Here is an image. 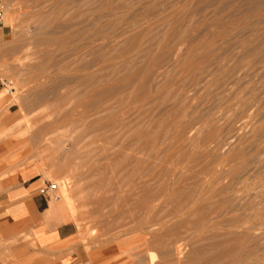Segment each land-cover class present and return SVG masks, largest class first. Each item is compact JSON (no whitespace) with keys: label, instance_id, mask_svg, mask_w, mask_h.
Wrapping results in <instances>:
<instances>
[{"label":"rangeland","instance_id":"obj_1","mask_svg":"<svg viewBox=\"0 0 264 264\" xmlns=\"http://www.w3.org/2000/svg\"><path fill=\"white\" fill-rule=\"evenodd\" d=\"M121 1L0 0V90L5 95L0 104L6 102L0 123L5 117L10 123L0 132V145L13 143L0 164L7 162L12 172L38 166L66 208L62 190L69 191L76 234L64 250L74 264L171 260L152 236L190 217L193 204L177 215L167 198L184 183L199 187L205 200L223 203L224 214L181 228L177 240L185 247L180 263H173L189 264L196 252L235 236L243 239L251 228L249 240L243 239L245 250L231 264H264V0ZM175 19L170 41L164 46L153 41L155 55L143 57L149 37L161 38L166 32L161 25ZM132 60L135 77L126 71ZM89 77L122 80L109 83L110 91L102 94L99 87L106 81L91 84ZM118 94L129 100L118 103ZM167 113L173 116L171 129ZM161 120L169 122L168 134L146 145H137V136L120 125H142L143 132L156 134ZM141 178L152 190L166 189L165 200L149 211L137 197ZM9 249L0 245V264L18 263Z\"/></svg>","mask_w":264,"mask_h":264},{"label":"crops","instance_id":"obj_2","mask_svg":"<svg viewBox=\"0 0 264 264\" xmlns=\"http://www.w3.org/2000/svg\"><path fill=\"white\" fill-rule=\"evenodd\" d=\"M5 119L0 132L10 125ZM12 145L11 141L0 145V161H7ZM56 192L36 165L12 172L7 162L0 164V245L10 247L16 264H74L64 249L76 234L75 226L66 206L53 198Z\"/></svg>","mask_w":264,"mask_h":264},{"label":"bare ground","instance_id":"obj_3","mask_svg":"<svg viewBox=\"0 0 264 264\" xmlns=\"http://www.w3.org/2000/svg\"><path fill=\"white\" fill-rule=\"evenodd\" d=\"M126 1L127 0H125L124 2L126 3ZM134 1V0H133ZM122 2V1H121ZM120 2V3H121ZM124 2H122V3H124ZM124 3V4H125ZM131 3H132V1H131ZM107 4L108 3H106V4H104V7H106L107 6ZM129 6H131V5H129ZM127 8V7H126ZM116 9H118L117 7H116ZM131 9V8H130ZM143 10V9H142ZM125 12V11H124ZM127 13V12H126ZM125 13V14H126ZM132 13V12H131ZM187 13V12H186ZM116 15V14H115ZM120 15V14H119ZM122 15V14H121ZM125 18H127V17H125ZM177 18V17H176ZM161 19V18H160ZM177 19H175V20H173V21H170V22H165V21H163V22H165V25H163L162 23V27H164L165 29H166V32H164L165 34L161 37V38H159L158 36H152V37H149V39H150V42L152 41V43L150 44V48L149 49H146V51H143V52H145V53H143L144 55H143V57L145 56V58H147V57H149L150 56V54L151 53H153V52H155V51H153V49L152 48H154L153 47V41H157V43H160L161 45L162 44H166V42H169L168 41V39H170V37H172L173 35H174V31H175V27L176 26H178V22L176 21ZM162 21V20H161ZM187 21V20H186ZM158 22H159V20H158ZM160 23V22H159ZM154 26V25H153ZM157 27V26H156ZM155 28V27H154ZM156 29V28H155ZM152 31H154V30H152ZM139 33V32H138ZM156 33V32H155ZM182 33L183 32H181L180 33V37H181V35H182ZM76 34V33H75ZM161 36V35H160ZM179 36V35H178ZM77 37H79V36H77ZM132 38V37H131ZM172 40L174 39V38H171ZM181 39H183V38H181ZM132 40V39H131ZM123 41V40H122ZM132 41H134V40H132ZM121 42V41H120ZM120 42H119V44H120ZM142 42V41H141ZM147 43L146 44H148L149 42L148 41H146ZM145 43V42H144ZM126 44V43H125ZM164 44V45H165ZM122 45V44H121ZM120 45V46H121ZM129 45H131L130 43H129ZM138 45V44H137ZM143 45V44H142ZM142 45H140V46H142ZM158 46L159 44H156L155 43V46ZM164 45H162V46H164ZM136 46V45H135ZM144 46H145V44H144ZM147 46H149V44L147 45ZM152 46V47H151ZM161 46V47H162ZM143 47V46H142ZM160 47V45L158 46V48H161ZM114 48V47H113ZM117 48H119L118 47V44H117ZM157 48V49H158ZM140 49V48H139ZM143 49V48H142ZM115 50V49H114ZM122 50V49H121ZM159 50V49H158ZM125 52V51H124ZM124 52H122V53H124ZM119 53V52H118ZM141 53V52H140ZM113 54H114V52H113ZM121 54V53H120ZM153 55H155L154 53H153ZM104 56H106V55H103V57ZM113 56V55H112ZM136 56V55H135ZM140 56H142V54L140 55ZM102 57V58H103ZM138 58V57H137ZM149 58H152V57H149ZM180 58H181V56H180ZM179 58V59H180ZM183 58V57H182ZM181 58V59H182ZM139 59H141V57H139ZM144 59V58H143ZM142 59V60H143ZM178 59V60H179ZM180 59V60H181ZM179 60V61H180ZM131 61V60H130ZM152 61L153 60H151V63H152ZM177 61V60H176ZM132 62L133 63H128L127 62V64H126V62H125V64H126V69H128V70H126V71H128V72H132L134 75H133V77H135V73L134 72H138V71H136V69H138V67L136 66V64L134 63V61L132 60ZM139 62V61H138ZM141 62V61H140ZM150 61H148L147 63H149ZM144 63V62H143ZM142 63V64H143ZM151 63H149V65L151 64ZM181 63H182V60H181ZM141 64V63H140ZM139 64V65H140ZM177 64V63H176ZM138 65V64H137ZM148 65V66H149ZM110 66V65H109ZM150 66H153V65H150ZM196 66H198V65H196ZM113 67V66H112ZM112 67H110V68H112ZM177 67V66H176ZM194 67V66H193ZM122 68V67H121ZM124 68H125V65H124ZM140 68V67H139ZM198 68V67H197ZM117 70H118V68H116ZM194 68H192V70H193ZM199 69V68H198ZM102 70V69H101ZM112 70H113V68H112ZM116 70V71H117ZM130 70V71H129ZM185 69L183 68V71H184ZM188 71H189V69H187ZM106 71V70H105ZM116 71H115V73H114V77L117 75L116 74ZM187 71V73H190V75H192L191 74V72L189 71L188 72ZM194 71H195V69L193 70V73H194ZM127 72V73H128ZM131 73V74H132ZM185 73V72H184ZM130 74V77L132 78V75ZM167 73H160L159 74V76L160 77H163L164 75H166ZM186 74V73H185ZM118 75H120V74H118ZM121 76V75H120ZM158 76V77H159ZM109 77V76H108ZM130 77H129V79H130ZM90 79H88V81L90 80V83L91 82H94V80H95V78H93V77H89ZM111 78V77H110ZM164 78V77H163ZM94 79V80H93ZM109 79V78H108ZM108 79H106L105 81H106V83H105V81L103 80H98L97 82L99 83V84H103V83H105V84H107L105 87H103L102 85H100V90H99V93H104V94H108V92L110 91V85H111V83H114L115 84V81H118V80H120V79H118V77H117V79L116 80H114V81H112L111 83L110 82H108L109 80ZM114 79V78H113ZM126 79V78H125ZM159 79V78H158ZM85 80V79H84ZM112 80V79H111ZM122 80V79H121ZM120 80V81H121ZM125 81H127V80H125ZM181 81V80H180ZM96 81L94 82V84L95 83H97ZM119 82V81H118ZM118 82H116V83H118ZM135 82V81H134ZM137 82V81H136ZM89 83V84H90ZM110 83V85H108ZM182 83V82H181ZM92 84V83H91ZM99 84H97V85H99ZM120 83H118V85H119ZM123 85V84H122ZM126 85V84H125ZM114 86H117V84L116 85H113V87ZM121 86V85H120ZM129 86H131V84L129 83ZM133 86V85H132ZM119 87V86H118ZM125 87V86H124ZM127 87H128V84H127ZM102 88V89H101ZM117 88V87H116ZM123 88V87H122ZM131 88H133V87H131ZM136 88H137V86H136ZM135 88V89H136ZM139 88V87H138ZM114 89V88H113ZM130 89V88H129ZM115 90V89H114ZM113 90V91H114ZM162 90V89H161ZM174 90V89H173ZM180 90H181V88H180ZM135 91V90H134ZM158 91V90H157ZM176 91V90H175ZM175 91H173V92H175ZM136 92V91H135ZM159 92V91H158ZM133 93V92H132ZM181 93V92H180ZM167 94V93H166ZM176 94V93H175ZM182 94V93H181ZM147 95H148V93H147ZM152 95V94H151ZM156 97H157V92H156ZM168 95V94H167ZM170 95H171V93H170ZM183 95V94H182ZM144 96V95H143ZM142 96V97H143ZM177 96V95H176ZM181 96V95H180ZM184 96V95H183ZM132 98H133V96H131ZM141 97V98H142ZM153 97H155V96H153ZM169 97V96H168ZM175 97V96H174ZM5 98V95L4 94H0V102L1 101H3V99ZM131 98V99H132ZM152 98V97H151ZM161 98V97H160ZM159 98V99H160ZM163 98V97H162ZM170 98V97H169ZM172 98V97H171ZM182 98V97H181ZM149 99V98H148ZM147 99V100H148ZM153 99V98H152ZM159 99H158V103H159ZM179 99H180V97H179ZM115 100L118 102V103H124L126 100H129V97L127 98L126 96H124V95H119L118 94V96L115 98ZM140 100V99H139ZM154 100V99H153ZM169 100V99H168ZM186 100H189V99H186ZM155 101H157V99L155 100ZM175 101V100H174ZM161 102V101H160ZM183 102V101H182ZM146 103V102H145ZM155 103V102H154ZM180 103V102H179ZM144 104V103H143ZM186 104V103H185ZM156 105H157V102H156ZM159 106H162V104L161 105H159ZM149 107V105L146 107V108H148ZM186 107V106H185ZM182 108H183V106H182ZM103 109V108H102ZM105 109V108H104ZM149 109V108H148ZM156 109H157V107H156ZM181 109V108H180ZM110 110V111H109ZM109 110H106V112L108 111L109 113H110V115H111V117H113L114 116V112L111 110V109H109ZM99 111H103V110H99ZM145 111H146V109H145ZM141 112V111H140ZM148 112V111H147ZM168 112V111H167ZM170 112V111H169ZM184 112V111H183ZM99 113V112H98ZM130 113V112H129ZM128 113V114H129ZM152 113V112H151ZM150 113V114H151ZM135 114V113H134ZM147 115H148V113H146ZM167 114H169V113H167ZM167 114H166V116H164L165 118L167 117ZM136 115V114H135ZM163 115H165V112H164V114H162V117H163ZM186 115V114H185ZM145 115H143V117H144ZM137 117V116H136ZM140 117V116H139ZM146 118H147V116H145ZM171 117H173L171 114H169L168 115V118L169 119H167V121H169L170 120V126H169V128L171 129L172 127H171V125H172V123H173V121H172V119H171ZM115 118H117V116L115 117ZM123 118V117H122ZM141 119H142V121L144 120L143 118H142V115H141V117H140ZM150 118V117H149ZM149 118H147L146 120L148 121V119ZM186 119V118H185ZM115 120V119H114ZM136 120V119H135ZM164 120H166V119H163V121ZM106 121H107V119H106ZM117 121V120H116ZM141 121V122H142ZM155 121V120H154ZM162 120H161V124H163V125H161L160 124V128L162 129L163 127V131L161 130V132H160V130L159 131H157V130H155V132H156V134H153L152 132H149V131H147V132H149V133H145V132H143V130H142V128H141V126H139L138 124H137V126H136V124L134 125L133 124V126L132 127H129V126H126V124L125 123H121L120 125L122 126V128H124V129H126V130H129L128 132H130V133H132V134H134L135 136H137L136 137V144L138 145V144H142V143H145V145L146 144H150V141L151 142H154V140H158V138H160L161 136L160 135H166V134H168V131H169V128H167L168 126L166 125V123H167V121L166 122H163ZM100 122V121H99ZM145 124H146V122L145 121H143ZM103 123V122H102ZM105 123V122H104ZM116 123V122H115ZM114 123V124H115ZM148 123V122H147ZM169 123V122H168ZM167 123V124H168ZM116 124H118V123H116ZM151 124V123H150ZM152 124H153V122H152ZM157 125L159 124V122L158 123H156ZM174 124V123H173ZM154 125V124H153ZM156 125V126H157ZM169 125V124H168ZM213 125V124H212ZM242 125H244V123L242 124ZM109 126V125H108ZM116 126V125H115ZM147 126V125H146ZM151 126V125H150ZM173 126V125H172ZM210 126V125H209ZM250 126V125H249ZM111 127V126H110ZM154 128V127H153ZM167 128V129H166ZM154 129H157V127H155ZM153 129V130H154ZM245 129V128H244ZM102 130V129H101ZM209 130V129H208ZM210 130H211V128H210ZM240 130V129H239ZM145 131V130H144ZM151 131V130H150ZM204 131V130H203ZM212 131H213V128H212ZM154 132V131H153ZM158 132H160V134L158 133ZM209 132V131H208ZM211 132V131H210ZM259 132V131H258ZM181 133V132H180ZM205 133H206V131H205ZM182 134V133H181ZM181 134H179L180 135V139H182L181 137H182V135ZM204 133H202V135H203ZM206 134H208V133H206ZM210 135H214V132L211 134V133H209ZM248 133H246V135H247ZM162 135V136H163ZM201 135V136H202ZM209 135V136H210ZM245 135V136H246ZM134 136V137H135ZM154 136V137H153ZM197 136V135H196ZM205 136H207V135H204V137ZM209 136H208V139H209ZM215 136V135H214ZM114 137V136H113ZM247 137V136H246ZM109 138H111L110 136H109ZM178 138V139H179ZM215 138V137H214ZM233 138H235V137H233ZM179 139V140H180ZM200 139V138H199ZM207 139V138H206ZM210 139H212V137L210 138ZM171 140V139H170ZM184 140V139H183ZM15 141H16V139H15ZM181 141V140H180ZM203 141V140H202ZM211 141H214V140H211ZM210 141V142H211ZM182 142V141H181ZM184 142V141H183ZM189 142V141H188ZM201 142V141H200ZM186 144V143H185ZM142 145H144V144H142ZM237 150V149H236ZM212 151V150H211ZM240 152V151H239ZM194 154V153H193ZM198 156H199V154H197ZM210 155H212V154H210ZM128 156L129 155H127L126 156V158H124V160L125 161H127L128 160ZM194 157V156H193ZM131 158V157H130ZM198 158V157H197ZM199 159V158H198ZM136 161V160H135ZM190 161V160H189ZM264 161V160H263ZM124 162V161H123ZM138 162V161H137ZM174 162V161H173ZM135 163V162H134ZM177 163V162H176ZM175 163V164H176ZM181 163V162H180ZM180 163H178V164H180ZM192 163V162H191ZM224 163H225V161H224ZM183 164H184V162H183ZM182 164V165H183ZM181 165V166H182ZM195 166V165H194ZM194 166H192V167H190V169H191V172H192V169H194ZM215 166V165H214ZM260 166V165H259ZM178 167H179V165H178ZM183 167V166H182ZM182 167H180V168H182ZM198 167V166H197ZM202 167V166H201ZM222 167V166H221ZM228 167V166H227ZM127 168V167H126ZM125 168V169H126ZM177 168V167H176ZM183 168H185V166L183 167ZM254 168V167H253ZM165 169V168H164ZM175 169V168H174ZM179 169V168H178ZM207 169V168H206ZM234 169V168H233ZM250 169V168H249ZM112 170H114V169H112ZM127 170V169H126ZM177 170V169H176ZM180 170V169H179ZM179 170H177L176 172H178ZM182 170V169H181ZM184 170V169H183ZM186 170H189V169H186ZM213 170H215V169H213ZM230 170V169H229ZM257 170H258V168H257ZM120 171V170H119ZM122 171V170H121ZM128 171H129V169H128ZM201 171V170H200ZM242 171V170H241ZM249 171V170H248ZM259 171H261V170H259ZM116 172V171H115ZM123 172H125V174H126V171H124L123 170ZM123 172H120V174L121 173H123ZM182 171H180L179 173H181ZM187 172H189V171H187ZM233 172V171H232ZM132 173V172H131ZM131 173H129V175L131 176L132 174ZM183 173V172H182ZM186 173V172H185ZM237 173V172H236ZM244 173V172H243ZM195 174V173H194ZM193 174V175H194ZM108 175H111V174H108ZM127 175V174H126ZM183 175V174H182ZM193 175L192 176H189V178H193ZM196 175V174H195ZM199 175V174H198ZM198 175L196 176V178L194 177V179H192L194 182H195V180L196 179H198L197 177H198ZM225 175V174H224ZM231 175V174H230ZM233 175V174H232ZM112 176H113V173H112ZM184 176V175H183ZM223 176V175H222ZM234 176H235V174H234ZM163 177H164V175H159L158 176V178L161 180V179H163ZM220 177V176H219ZM228 177H231V176H228ZM182 178V180L183 179H185V178H183V177H181ZM125 179V178H124ZM124 179L122 180L121 179V181H123L122 183H124ZM126 180H128L127 178H126ZM125 180V181H126ZM181 180V179H180ZM181 180V181H182ZM185 180H187V178L185 179ZM184 180V181H185ZM199 180H200V177H199ZM186 182V181H185ZM193 182V183H194ZM216 182V181H215ZM182 183H184L183 181H182ZM188 184H190V183H188ZM188 184L186 183V185H185V183L184 184H182V185H184V187H179V188H176V189H173V191L170 193V195L167 197L168 198V200H169V202L171 203V204H173L174 205V211H176V212H178V214L177 215H179V212H181L182 213V211L184 212V210H186V208L189 206V205H191V204H193V206H194V208H193V210H191L190 209V212L192 211V213H189V214H191L190 215V217L189 218H187V219H185V221H183L182 223H180L179 222V226L177 227V225H176V227H172V228H170V229H168V230H166L165 231V233L163 234V235H157V236H152L153 237V239H152V243L154 244V245H156V246H158L159 248H161L162 250H164V251H166L167 253H169L170 254V256H169V258L171 257V260H168V261H165V262H163L162 264H174L173 263V261H172V259L174 260V261H177V262H179L180 261V259L182 258V254H183V250H184V247L185 246H183V244H182V242L181 241H179V240H177L178 239V237H180V229L181 228H184V227H186V226H193V227H199V226H202V225H204L205 223H207L209 220H210V218L213 216V215H217V214H219V213H221L222 212V210L224 209V204L223 203H218V202H213L211 199H210V197H208L209 198V201L208 200H205L204 198H202L201 197V193L198 191V190H200L199 189V187H198V189H197V187H194V185H192V186H190L189 185V187H188ZM194 184H196V183H194ZM212 184V183H211ZM211 184L209 185V186H211ZM216 185V184H215ZM186 186V187H185ZM197 186V185H196ZM201 186V185H200ZM261 186V185H260ZM259 186V187H260ZM68 187V186H67ZM257 187V186H256ZM138 188H139V193H138V196L137 197H139L138 199H139V201H140V205H141V207L143 208V210L144 211H149V210H151L152 209V205L155 203V202H159V201H162V200H165V196H164V193H165V191H166V189H165V187H162V185H161V187H158L157 189H151L150 188V181H144L142 178L140 179V183H139V185H138ZM209 189H210V187H209ZM245 190V189H244ZM250 190V189H249ZM256 190V189H255ZM204 191V190H203ZM62 192L64 193V195H65V200L67 201V204L69 205H67V208H68V210H70V208H71V203H72V200H73V198H71V196H70V193H69V191L68 190H62ZM203 193V192H202ZM215 193V192H214ZM253 193V192H252ZM257 194V193H256ZM237 195V194H236ZM252 195V194H251ZM210 196H212V195H210ZM214 197H216V196H214ZM213 197V198H214ZM243 197V196H242ZM240 198V197H239ZM246 198V197H245ZM241 199V198H240ZM228 200V199H227ZM243 200V199H242ZM230 201V200H229ZM221 202H222V199H221ZM161 203V202H160ZM231 203V202H230ZM231 204H233V203H231ZM241 204V203H240ZM139 205V204H138ZM192 208V207H191ZM75 210V209H74ZM189 211H187V213H188ZM223 213V212H222ZM224 214V213H223ZM222 215V214H221ZM182 216V215H181ZM185 216H187V215H185ZM189 216V215H188ZM183 217V216H182ZM184 218V217H183ZM213 219V218H212ZM226 220V219H225ZM224 220V221H225ZM229 220V219H228ZM223 221V222H224ZM213 222V221H212ZM217 222V221H216ZM259 226V225H258ZM253 228V227H252ZM250 230H251V228H249ZM249 229H248V232H249ZM156 231V230H155ZM164 231V230H163ZM235 231V230H234ZM248 232L246 233V235L248 236H245L244 235V237H243V239L245 240V238H247V240H249L248 238H250L249 237V235H248ZM150 233L151 234H153L154 233V231L153 230H151L150 231ZM156 233V232H155ZM155 233H154V235H155ZM244 233V232H243ZM157 234V233H156ZM215 234V233H214ZM263 235V234H262ZM263 237V236H262ZM264 238V237H263ZM243 239L242 238H240V237H237V236H235V238L234 239H232V240H229V241H225V242H222V243H218V244H216V245H214V246H212L211 248H210V250H209V248H208V251H205L206 249H204V250H201L200 252H196L194 255H192V257H191V259H190V261H189V264H198L200 261L201 262H203V261H206V263L207 264H217L218 262H223L224 264H231L232 262H234V261H236V259L237 258H239V255H240V253H241V251H244V250H242L244 247H243ZM223 240V239H222ZM246 240V241H247ZM263 240V239H262ZM249 242V241H248ZM264 245V244H263ZM213 254H215L216 256L215 257H211V255L213 256ZM180 263V262H179ZM179 263H176V264H179ZM151 264H154V262H152Z\"/></svg>","mask_w":264,"mask_h":264},{"label":"built area","instance_id":"obj_4","mask_svg":"<svg viewBox=\"0 0 264 264\" xmlns=\"http://www.w3.org/2000/svg\"><path fill=\"white\" fill-rule=\"evenodd\" d=\"M48 191H49V190H48ZM50 191H54V189H53V188H51V189H50ZM41 193H43V194H44V193H45V190H42V191H41ZM53 198H54L55 200H59V197H58V196H56V195H53Z\"/></svg>","mask_w":264,"mask_h":264}]
</instances>
